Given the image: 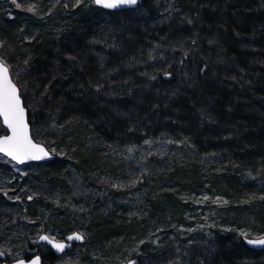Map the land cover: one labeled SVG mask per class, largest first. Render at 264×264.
I'll list each match as a JSON object with an SVG mask.
<instances>
[{"label":"rangeland","instance_id":"374dc122","mask_svg":"<svg viewBox=\"0 0 264 264\" xmlns=\"http://www.w3.org/2000/svg\"><path fill=\"white\" fill-rule=\"evenodd\" d=\"M89 2L93 3L0 0L1 22L20 14L13 23V38L0 36V61L13 70L16 79L9 70L10 75L20 95L27 97L29 109L36 107L43 113L39 124L31 127L33 139L64 160L58 172L31 163L18 165L0 154V251L5 260L24 258L26 246L42 233L55 240L72 232L85 237L82 244L47 264H124L137 251L143 252L141 264H209L218 234L230 235L232 241L263 237L264 159L239 140L243 130L211 114L198 96L193 98L198 106L176 126L154 105L147 112L149 91L157 96L163 91L167 105L171 97L189 95L195 78L179 67L181 56L225 57L218 31H190L192 23H201V9L184 13L187 4L172 0H153L151 8L138 7L136 13L152 9L153 21L165 22L140 43L138 37L126 38L128 21L113 25L117 29L109 27L104 16L81 24L74 41H82L86 47L82 51L96 59L97 71L80 87L101 98L123 89L129 100L110 99L105 117L110 130H115L107 131V136L83 131L62 135L64 119L48 108L42 99L45 91H38V84L30 81V52L25 47L46 30L57 31L77 9L86 10ZM171 24L177 26L172 29ZM134 41L140 45L137 49L130 45ZM241 41L248 43L242 37ZM71 44L67 52L54 42L51 54L65 58L72 51L76 55L80 46ZM73 57L71 65L70 60L67 65L54 60L50 72L76 76L81 64ZM82 57L87 59V54ZM170 67H178V75L164 91L157 77ZM239 73L230 83L244 91L247 73ZM118 74L123 82H117ZM4 134L0 121V135ZM117 223L126 227L106 230ZM38 247L40 254H46L44 245Z\"/></svg>","mask_w":264,"mask_h":264},{"label":"trees","instance_id":"16d2710c","mask_svg":"<svg viewBox=\"0 0 264 264\" xmlns=\"http://www.w3.org/2000/svg\"><path fill=\"white\" fill-rule=\"evenodd\" d=\"M152 1L144 0L136 8L120 11L105 10L89 2L86 10L77 9L72 19L68 22H63L57 31L46 30L40 39L29 41L26 44L25 49L30 52L27 60V68L31 71L30 81L38 84V91H45L42 99L48 108L58 117L64 119L62 135H74L83 131L99 136H107V131L111 133L115 130H110L111 125L105 117L110 99L114 97L119 99L121 103L129 100L127 92H124L123 89L113 92L112 97L101 98L92 96L93 94H86L85 90L80 87V85L88 82L90 75L93 74L95 76L97 66L96 59L82 51L84 48L86 49V47L81 46L83 44L82 41H74L73 36H76L74 32L81 30L80 25L87 24L92 18L104 16L108 20L107 25L115 27V29H117V26L113 25H119L123 20L128 21L125 23V29H127L126 38L133 39L138 37V43H140L141 39L154 35L165 24V22H162L159 25L160 23L153 21L156 18H154L152 9L149 12L136 13L140 6L151 8L150 4ZM172 1L174 3L179 1L183 4L186 3L184 13L189 9L190 13H192L193 9H201V23H192L190 31L209 32L210 34L218 31L220 36H222L223 44H221L226 54L225 57L218 60L214 56L210 57L207 55L201 58L193 55H189L186 58L181 56L178 59L179 67L181 69L186 68L191 76L195 78V81L191 83L192 90L189 95L181 94L182 96L171 97L167 105L168 97L163 91H159L158 96L154 91H149L147 93V99L149 100L145 103L148 104L147 112L154 105L157 108V112L165 120L176 126L180 119L190 114L192 108L198 106L194 101L196 99H193L198 96V100L206 101V106H204L211 114H216L219 120H229L233 126L243 130L241 135H239L241 137L239 140L247 144L251 150L255 148L259 152L257 156L260 159H264V0ZM178 6L177 3V8ZM119 15H123L126 18L119 19ZM19 16L20 14L17 13L14 16L6 17V22L0 21V36L6 40L13 38L11 34L13 23L20 20ZM176 26L177 24H171L172 29ZM224 27L225 29H223ZM27 28L30 30L31 27ZM166 29L168 28L165 27L162 31ZM222 29L224 30L223 32ZM241 37L248 43L242 45ZM54 42H59L61 51L66 50L67 52H70L69 49L72 48L71 43H75L80 46L76 47V51L79 53L74 55V52L71 51V53L66 52L65 58L56 57L51 54L52 50L55 49ZM138 43L134 41L130 45H134L137 49L140 47ZM193 45L197 47V44L194 43ZM205 48L210 50L207 46ZM87 50H89V47H87ZM85 54H87V59L82 57ZM236 55L237 58L235 57ZM71 56H74L73 58H75L77 64H81L79 74L70 77L63 73L61 75L60 73L53 74L50 72L49 66L54 64V60H59L66 65L69 62L68 60H70L71 65L73 62ZM79 56L81 59L77 58ZM9 70L12 72L13 78L16 79L13 70L11 68ZM242 71L247 73L246 81L244 85L242 84L246 87L244 91L239 90L230 83L231 80L238 79L237 77L240 76L239 72ZM177 72L178 67H170L158 74V81L164 85L161 87L162 90L165 91L173 85L177 79ZM73 79H78L80 84L73 82ZM117 82H123L122 74H118ZM21 97L25 107L27 108L28 106L29 123L32 128L36 127L40 118L43 117V113L37 111L36 107L29 109L30 105L27 104V97L25 95ZM141 111L146 112V110L142 109ZM175 112L178 114H175ZM117 125L120 126L119 130L124 129L121 122ZM249 153L251 154V152ZM63 163L64 160L56 159L54 155V158L50 161L31 163L29 165L40 169H53L52 171L59 172L63 167ZM263 213L262 211V218H264ZM108 224L106 223V225ZM124 227L126 226L117 223L116 226L106 228V230L118 231ZM86 233L91 238V234ZM95 235L99 237L100 234L96 233ZM230 237V235L220 236L218 234L217 250L213 258L209 259V264H264V250L250 249L244 243V238L240 237L238 240L232 241L233 239ZM35 241L30 242L26 246L24 259L39 254L43 263L47 264V260L57 257L45 245L47 248L46 254H40L38 245H34ZM29 249H33V252L29 251ZM142 256L143 254L138 258V264L144 262H142Z\"/></svg>","mask_w":264,"mask_h":264},{"label":"water","instance_id":"95a60500","mask_svg":"<svg viewBox=\"0 0 264 264\" xmlns=\"http://www.w3.org/2000/svg\"><path fill=\"white\" fill-rule=\"evenodd\" d=\"M94 5L100 8H103L105 10H109V11H120V10H127V9H133L136 8L142 1L144 0H135V3H127V2H121V0H111V2L115 3V7H104L103 4H99L96 2V0H92ZM0 65H2L3 67H5L7 69V77L8 80L11 82V84L16 88V93L17 96L20 100L21 103V107L24 109V119H25V123L27 125L28 128V136L29 139L32 141L33 144L37 145L38 147L42 148L44 150L43 153H40L39 159H23V160H14L12 159L10 156L4 154L3 152H0V154H3L4 156H6L7 158H9L10 160H12L13 162H15L18 165H24V164H28V163H38V162H47L50 161L54 158V154H52L44 145L36 142L31 134V125L29 123V119H28V111L27 108L24 105L23 102V98L20 95V91L18 86L15 84V82L13 81L9 69L8 67L3 64L0 61ZM1 124L5 127L6 129V134L4 135H0V139L4 138L5 135L10 136L11 135V131L8 129L7 125L4 124L3 119L0 118ZM71 237V239H70ZM75 237H79V239H76ZM42 238H46V239H42ZM84 241V236L78 232H72L67 234L62 240H55L50 238L48 235L42 233L38 236L37 240L35 241L34 245H45L46 247H48L52 253L55 256H59L62 253H65L67 251H70L73 249V247L79 243H82ZM264 236L263 237H259V238H244V243L246 244V246L250 249L253 250H264ZM59 244L62 245V247L57 248L54 245ZM142 255L141 251H137L134 255L133 258L129 259L128 261H126L124 264H138L139 263V257ZM0 264H44L42 261V257L39 254H35L33 256H31L29 259H17L11 262H7L5 260V255L0 251Z\"/></svg>","mask_w":264,"mask_h":264},{"label":"snow or ice","instance_id":"6c2138e0","mask_svg":"<svg viewBox=\"0 0 264 264\" xmlns=\"http://www.w3.org/2000/svg\"><path fill=\"white\" fill-rule=\"evenodd\" d=\"M96 2L103 4L104 7L116 6L111 0H96ZM121 2L135 3V0H121ZM0 118L11 131L10 136L5 135L4 138L0 139V152L14 160L39 159V154L43 153L44 150L29 139L24 109L21 107L16 88L8 80L7 69L2 65H0ZM75 238L79 239V237ZM54 246L62 247L59 244Z\"/></svg>","mask_w":264,"mask_h":264}]
</instances>
